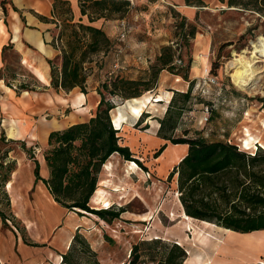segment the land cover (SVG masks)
Segmentation results:
<instances>
[{
    "label": "rangeland",
    "instance_id": "1",
    "mask_svg": "<svg viewBox=\"0 0 264 264\" xmlns=\"http://www.w3.org/2000/svg\"><path fill=\"white\" fill-rule=\"evenodd\" d=\"M129 1V9L114 12L107 18L110 21L125 19L129 27L127 37L123 41L119 40L113 25L106 26L105 33L110 39V46L105 52L89 53L84 63L88 75L94 67L102 68L103 72L96 71L88 76V84L94 81L100 85L103 80L108 79L109 70L114 71L111 76L118 74L126 78H138L146 74L147 65L156 64V56L160 54L162 47L170 46L173 60L176 57L182 60L177 65L172 63L173 71L182 77L186 65L190 62L188 75L189 79L194 80L191 97L183 109H179V106H182L179 95L172 103L173 112L181 110L174 136L203 137L208 141L229 140L248 152H254L257 146L264 148V61L253 63V67L257 68L254 71V93L237 87L230 76L233 69L230 62L237 57L236 53L246 50L244 54L250 57L252 44L259 36H264V0H233V6L224 5L218 11L204 10L199 16L200 21H196L197 24L192 22L193 36L186 35L190 27L185 26L184 18L166 4V1L162 2L165 7H154L151 4L154 7L151 9L148 0H140L138 3ZM53 31L57 38L59 27ZM68 37L69 30L66 29L57 43L63 46ZM104 54L107 55L106 58ZM53 61L56 65L60 64L58 57L53 58ZM133 61L137 64H133ZM114 62L119 64L117 68H114ZM1 63L0 70L14 87L17 88L19 83L24 82L35 90L21 89L16 96L14 92L9 93L4 81L0 80V209L7 217V224L1 231L4 235L2 239L5 240L12 232L21 236L26 245L20 249L3 245L7 261L0 258V264H32L31 261L36 257L40 261L35 264H59L62 259H59V254L68 249L63 246L60 238L64 235L66 246L71 236L66 229L70 220L81 224L79 232L86 237L90 246H93L100 264H120L119 261L128 264L129 253L135 243L139 245L142 253L137 264H154L152 256L159 257L157 251L164 252L166 248H156L150 244L152 238H161L163 234L171 238L178 233H184L192 240L200 232H207L203 227L195 225L196 220L181 211L176 174L171 179L168 178V173L182 156L183 148L168 145L158 157H154V153L163 144L155 136L156 120L165 115L173 94L168 98L167 87L157 84L152 90L143 92L149 95L150 102L145 104L143 111L137 116L131 110L129 100L111 111V117L117 120L116 126L121 130L119 135H122L123 141L126 140L134 156L138 157L145 167L136 162L130 163L131 160L112 156L104 167L118 184L112 185L109 179L100 180L93 197L89 199L93 208L112 205L116 210L124 207L127 212L137 216L138 221L132 222L123 218L107 221L95 215H79L73 210L70 211V216H73L70 219L66 208L53 200L46 185L42 181L34 182V161L29 154L37 158L41 164L40 173L43 174L44 152L49 148L43 137L45 132L66 126L72 121L85 119L92 113V109L80 115V108L68 103L69 99L80 91L79 87L72 91H56L51 86L50 79L41 82L30 67L21 63L17 50L8 47ZM121 64H126L129 68L126 73L122 72ZM193 67L194 70L198 69L199 73L193 71L196 77L191 78ZM13 72L16 73V79L11 78ZM186 81L187 87L182 91L187 90L189 86L188 80ZM157 94H161L162 102L151 101ZM4 102L14 104V109H10L13 118L6 113L8 109L2 108ZM28 103L34 104V124L42 121L37 127L38 133H33L34 139L8 137L5 129L7 120L22 121L26 126L29 125V119L23 118ZM205 105L212 107V110L208 120L203 122ZM147 113L150 114L149 117L144 116ZM122 119L125 122L119 123ZM2 133L5 134L4 137ZM101 171L100 169L98 179L100 176L105 177ZM4 177L9 180L4 182ZM238 177L244 178L241 173ZM224 178L231 186L230 180L234 177L227 175ZM111 189L117 191V194ZM204 224L211 227L207 222ZM72 228H75V223H72ZM193 229L197 231L196 234ZM76 231V228L72 231V237ZM209 233L208 236H216L214 230ZM220 233L218 231V234ZM221 237L219 236L220 239ZM235 237L248 242L251 248V264H264V246L256 244L262 242L264 233L252 236L238 234ZM162 240L166 244L173 243L167 241L166 237ZM234 247H237V244ZM79 261L80 264H89L88 255L80 253Z\"/></svg>",
    "mask_w": 264,
    "mask_h": 264
},
{
    "label": "trees",
    "instance_id": "2",
    "mask_svg": "<svg viewBox=\"0 0 264 264\" xmlns=\"http://www.w3.org/2000/svg\"><path fill=\"white\" fill-rule=\"evenodd\" d=\"M78 2L81 14L87 15L89 22L98 18L107 19L112 13L122 12L131 7L129 0H78ZM185 2L188 5L203 3L202 0ZM230 3L234 1L230 0ZM52 12L54 14L58 12L59 22L51 20L56 22V28L59 27L60 31L58 37L53 36L50 43L59 50L56 57L60 58V64L56 65L53 59H47L50 65V84L56 91L79 87L81 92L86 93L88 74L85 72L84 63L89 53L105 52L110 46V39L101 27L80 20L75 21L65 0H54ZM184 21L185 26L190 27L186 35L193 36V24L188 23L185 18ZM184 23L181 25L182 29ZM66 29L69 30V37L66 43L60 46L57 40L62 39ZM8 47L13 48L9 43L1 49L2 60ZM172 60L171 47L164 46L156 56V64L150 65L146 69V74L138 78H126L118 74L111 76L114 71L109 70L108 79L103 80L97 87L100 100L94 114L85 121L49 132L47 137L49 148L44 152L47 177L41 175L37 158L29 154L34 161V182L42 181L53 200L67 210H73L79 215L94 214L107 221L118 218L121 212L126 210L124 207L116 210L112 205L93 208L89 203L90 197L97 189L100 169L113 154H118L124 160L136 162L141 167L145 166L134 156L128 145L120 142L121 136L113 124L111 110L125 99L152 90L157 85L158 75L162 69L179 75L173 71ZM189 68L190 62L182 74L189 82L187 90H173L165 115L158 120L159 126L156 131V136L166 142L187 145L185 155L168 173L169 179L176 174L177 190L184 214L238 232L250 233L253 230L264 229V148L257 146L254 152H248L229 140L208 141L203 137L174 136L181 110L173 112L171 107L177 95L182 101L179 109H183L191 97L194 80L189 79ZM0 78L7 86L15 89L16 94H19L21 89L35 90L24 82L19 83V87H14L1 70ZM11 78L16 79L15 72ZM262 101L264 104V98ZM210 108L212 110V107ZM4 135L2 133L3 137ZM166 142L158 148L154 157L160 155L166 147ZM240 173L244 178L238 177ZM227 175L234 177L230 180L231 186L224 178ZM8 180L4 177V182ZM0 218L2 226H5L7 217L1 209ZM149 243L156 248L161 246L166 248L164 252L157 251L159 257L152 256L154 264H182L187 255L185 248L176 242L166 244L161 238H152ZM80 253L88 255L89 264H100L86 237L77 230L68 249L61 254V262L80 264ZM141 255L139 245L133 244L127 263L137 264Z\"/></svg>",
    "mask_w": 264,
    "mask_h": 264
},
{
    "label": "crops",
    "instance_id": "3",
    "mask_svg": "<svg viewBox=\"0 0 264 264\" xmlns=\"http://www.w3.org/2000/svg\"><path fill=\"white\" fill-rule=\"evenodd\" d=\"M65 1L68 2V6L70 8V11L75 21L80 20L84 23L91 24L96 27H101L104 31H106L107 25H110V27H112L111 25H113V28L115 29L117 33L119 29L118 28L119 19L110 21L104 18H98L92 22H89L87 15L81 14L78 0H65ZM134 1L138 3L140 0H131L132 3H134ZM164 1H166L165 2L166 4L173 7V9H175V11L179 13L181 17H184L188 23L194 22L195 24H197L196 21H200L199 16L201 15L202 12H204V10L218 11L222 9L224 5L233 6L235 4V3H230V0H202L203 2L202 5H188L186 4L185 0H150V1L148 0V3L150 4V9H151V8L156 7L157 5L159 7H165V4L162 3ZM53 2L54 0H0V66L2 64L1 63L2 62L1 49L4 45L11 43L13 46V49L17 50L20 53L21 63L30 67V69H32L33 73L36 75V77L41 82H47V80L50 79V65L47 62V59H53L59 53V50L56 49L50 43L54 36L53 30L54 28H56V22H59L58 15H57L58 12H56V14L52 12ZM151 4L154 5V7H152ZM51 19H55L56 22L52 21ZM115 56H117V54H115ZM104 57L106 58L107 55L104 54ZM138 58H141V57H138ZM116 59L118 58L116 57ZM132 63L137 64L136 61H133ZM120 68L123 69L122 72H125V73L129 70V68L126 67V64L125 66L121 64ZM148 68L149 66L147 65V69ZM194 68L195 67H193L192 73L190 72L191 78L196 77V74H193V71L194 73H199V72H195ZM92 70L93 71L90 73V75H93L96 71L103 72V69L98 68V67H94ZM90 75H87V77ZM0 80L4 81L2 78H0ZM157 84L158 86H164L168 88V90H166V92L169 93L168 98H170L173 90L182 91L187 87V81L185 79H183L178 74H174V73L167 71L166 69H162L160 71L158 75V79H157ZM88 85L89 84L86 79V93L78 91L74 97L69 99L68 103H70V105L72 106L79 107L80 110L78 111H80L79 112L80 115H84L87 111L92 109V113L89 114V117H91L94 114L97 108L98 102L100 100V95L97 91V87L99 86V84L93 81L92 84H90L89 86ZM5 88L7 91H9V93L12 94L14 92L16 94L14 89L7 86L6 84H5ZM74 88H72L71 91ZM159 92L161 93V91ZM16 96L18 95L16 94ZM126 100L128 99H125L124 101L119 103L117 106H121ZM162 101L163 100H159L158 102H162ZM12 103H14V101H12ZM28 105H29L28 109L24 111L23 118L29 119L30 121L29 125L26 126L22 121H8L7 120L5 129H6V134L8 137L14 138V139L29 137L31 139H34L32 138L33 133H36V134L38 133L37 127L41 125L42 121L39 122L37 125L34 124L33 115L35 114V111H34L35 109L32 110V107L34 106V104L28 103ZM13 107H14V104H10V103L8 104L7 102H4L2 105V108L8 109L7 110L8 112L6 113L11 115L10 118H13V114H11L10 112V109ZM116 107H114L112 110H114ZM27 112H29L30 114L28 115ZM89 117L82 119L78 122L85 121ZM154 120H156L155 117H154ZM112 121H113L114 126L118 129V134H120L119 131L121 132V130L118 128V126H116L118 123L116 124L113 118H112ZM124 121L125 120L122 119L120 120L119 123H123ZM73 123H76V121H72L68 123L66 126L73 124ZM156 123H157V126L155 130V136H156V131L159 126L158 120H156ZM66 126H63V127H66ZM63 127H60L58 129H61ZM9 128L13 131L12 134H9L8 132ZM49 132L50 130L45 132V135L43 136L46 142H47V137H48ZM122 138L123 137L121 135L120 142L128 145L126 140L124 142ZM156 138L159 141H161V143L166 142L164 139L158 138L157 136ZM168 145H177L183 148V154L179 158V160L185 155L187 151L186 144H172L167 141L166 147ZM112 156H116V158L118 157L122 159L118 154H113L108 158L107 161H109ZM101 170H102L101 173L103 172L105 177L104 178H101V176L99 177L97 187L99 186V182L102 179H105V180L109 179L112 185L118 184V181L117 180L115 181V179L113 177H110L109 176L110 174L105 171L104 165L102 166ZM41 175L43 177L48 176V169H47L46 164L44 167V173ZM103 189L106 190V187H104ZM111 191H113L114 194H117L116 193L117 191L112 190V189ZM180 208H181V211L184 212L181 202H180ZM66 211L68 212L67 216L71 219V217H73V216H70L71 210L66 209ZM125 212H127V209L121 212L120 216L115 219L117 220L119 218H123L125 220L132 221V222L138 221L137 216L135 215L133 216V214L130 212H127V213ZM89 215H94V214H89ZM194 220H196L195 225L203 227L204 230H207V232L206 233L200 232L195 238L193 237L192 240L189 238L188 235H185L184 233H178L174 236H171V238L168 237L169 235L167 234H163V236L161 237L162 239L163 237H166L167 241L176 242L177 244L185 248L187 255L184 261L182 262V264H251L250 263L251 248L248 242L241 241L239 238L236 239L235 237L238 235L237 233H249V232H238V231H234L231 229H226V228L217 226L214 223L204 221V220H199L196 218H194ZM69 222L70 223H68V228L66 229L69 231L71 236L66 246L63 241L64 235L62 236V238H60V241L62 242L63 246L66 249L68 248L70 244L71 237H72V231L75 230V228L79 231L81 229L80 223L74 222L72 220H70ZM204 222L213 224L214 226L212 225H210L211 227L205 226L206 224H204ZM72 223L73 224L75 223V228H72ZM181 225L182 224H180V226ZM2 227H3L2 221L0 218V253H1L0 258H2L4 261H7V256H5V253L3 252V245L7 246L8 248L10 246H16L18 249H20L21 247L23 248L26 245L24 244V242H22L23 240L21 236H16V234L12 232L10 236L6 237L7 240L6 239L3 240L2 238L4 235H2L3 233L1 232ZM213 230L214 232L216 231V236H215L216 238L214 236L213 237L208 236L210 234L209 232L212 233ZM227 230H231L232 232H236V233L231 234L227 232ZM218 231H220L221 233L218 234ZM258 231H262L261 233H264V229L253 230L251 232L257 233ZM219 236H222L221 237L222 239H220ZM236 244H237V247H234ZM256 244L264 246V239L262 240V242L256 243ZM91 247L94 250L93 246ZM59 256L61 259V254H59ZM38 261H40V259L36 257L34 258V260L31 261V263L35 264ZM119 262L120 264H122L124 261L123 262L119 261ZM253 264H261V263L254 262Z\"/></svg>",
    "mask_w": 264,
    "mask_h": 264
},
{
    "label": "bare ground",
    "instance_id": "4",
    "mask_svg": "<svg viewBox=\"0 0 264 264\" xmlns=\"http://www.w3.org/2000/svg\"><path fill=\"white\" fill-rule=\"evenodd\" d=\"M253 50H251V56L248 57L244 54V52L246 50L241 51L240 53H236L237 57L234 58L230 64L232 66V72L230 73L231 76V80L232 82L239 87L240 89L246 91V92H255V81H254V71L257 69L256 67H253V63L257 62V61H264V36H259L257 38V40L252 44ZM205 62V61H204ZM195 71L197 72L198 69H195ZM129 105L131 110L134 112L135 116H137L141 111H143L144 106L147 102L149 101V95H140L137 97H132L129 98ZM161 100V94H157L155 95V97L152 98V102L153 101H159ZM135 103V104H133ZM115 117V116H113ZM114 122L117 124V120H115V118H113ZM125 122V121H124ZM52 124V123H51ZM122 125V124H121ZM9 134H12L13 131L9 128L8 129ZM248 142V141H246ZM245 149V148H244ZM109 161H107L104 166L108 163ZM130 163H133V161H129ZM23 173V172H21ZM21 183V182H20ZM19 183V184H20ZM17 184V183H16ZM15 184V185H16ZM11 185V183L9 182V186ZM13 189V188H12ZM11 189V190H12ZM19 191V190H18ZM14 192V191H13ZM16 193V192H15ZM14 195V194H13ZM17 195V194H15ZM14 201V200H13ZM23 201V200H22ZM21 206V205H20ZM20 209V208H19ZM26 215V214H25ZM190 218V217H189ZM32 222V221H31ZM209 224V223H208ZM213 225V224H210ZM214 226V225H213ZM37 227V226H36ZM192 228V227H191ZM227 232L231 233V230H227ZM262 231H258L256 232H250V233H238L240 235H248V236H252V235H257L260 234ZM193 233L196 234L197 231L195 229H193ZM236 233V232H234ZM262 240V239H261ZM60 259V258H59ZM58 259V261H59ZM57 261V262H58ZM61 263V262H60ZM59 263V264H60ZM62 264V263H61Z\"/></svg>",
    "mask_w": 264,
    "mask_h": 264
},
{
    "label": "built area",
    "instance_id": "5",
    "mask_svg": "<svg viewBox=\"0 0 264 264\" xmlns=\"http://www.w3.org/2000/svg\"><path fill=\"white\" fill-rule=\"evenodd\" d=\"M118 31H117V38L121 41H123L126 37H127V32L129 31V27H128V24L126 22L125 19H120L119 20V24H118ZM182 62L181 58L180 57H176L174 60H173V64H180ZM118 64H114V68H117ZM210 110L211 108L208 106V105H205L203 107V117H202V121L205 122L208 120L209 116H210Z\"/></svg>",
    "mask_w": 264,
    "mask_h": 264
}]
</instances>
